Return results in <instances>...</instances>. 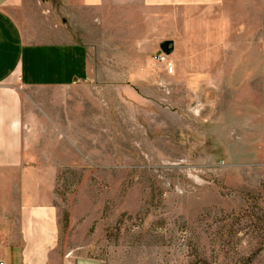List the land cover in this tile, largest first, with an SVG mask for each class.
<instances>
[{
	"label": "rangeland",
	"instance_id": "374dc122",
	"mask_svg": "<svg viewBox=\"0 0 264 264\" xmlns=\"http://www.w3.org/2000/svg\"><path fill=\"white\" fill-rule=\"evenodd\" d=\"M49 3L61 0L15 12L32 41H56ZM228 3L223 35L136 23L134 8L59 19L64 42L87 49L88 71L71 88L31 93L46 97L56 166L39 185L0 169L1 261L264 264V7ZM164 37L176 44L173 76L156 60ZM38 194L58 215L49 247L23 231L26 197ZM16 250L27 259H5Z\"/></svg>",
	"mask_w": 264,
	"mask_h": 264
},
{
	"label": "crops",
	"instance_id": "0c3cea01",
	"mask_svg": "<svg viewBox=\"0 0 264 264\" xmlns=\"http://www.w3.org/2000/svg\"><path fill=\"white\" fill-rule=\"evenodd\" d=\"M229 1L61 0L57 8L50 3L48 8L45 7L48 11L45 13L51 14L56 41L41 42L32 41L26 36L15 13L23 7L24 0H0V169L20 170L26 176L27 183L39 185L46 183L45 169L56 166L48 163L47 157L46 97L41 99L31 93L71 88L78 83L80 75L88 71L89 66L87 49L83 44L75 40L72 42L73 38H70V42H64L63 37L69 33L66 32L67 27L58 24L59 19L63 24H78L81 23L82 13L100 16L110 7L134 8L136 23H143L144 18L146 23L152 25L177 22L187 32L194 30L223 35L225 21L220 11L232 5ZM255 2L253 7H264V0ZM175 11L180 13L178 21H174ZM163 40L170 39L158 38V47ZM261 100V118L264 122V64ZM40 199V194L27 195L29 202L24 204V208L28 210L23 215L27 216L29 226L23 231L30 233L32 246L38 245L39 240L44 247H49L55 243L58 215L54 207L41 204ZM5 259H27V256L16 250Z\"/></svg>",
	"mask_w": 264,
	"mask_h": 264
},
{
	"label": "water",
	"instance_id": "95a60500",
	"mask_svg": "<svg viewBox=\"0 0 264 264\" xmlns=\"http://www.w3.org/2000/svg\"><path fill=\"white\" fill-rule=\"evenodd\" d=\"M159 49L162 54L167 57H170L174 54L175 51V44L174 41H163L159 45ZM77 264H100V262L95 260H88V259H79Z\"/></svg>",
	"mask_w": 264,
	"mask_h": 264
},
{
	"label": "built area",
	"instance_id": "2783aa9c",
	"mask_svg": "<svg viewBox=\"0 0 264 264\" xmlns=\"http://www.w3.org/2000/svg\"><path fill=\"white\" fill-rule=\"evenodd\" d=\"M156 60L158 63L163 65L164 73L167 76H173L175 73V67L170 62L169 57L165 56L164 54L160 53L157 55ZM0 264H5L3 261L0 260Z\"/></svg>",
	"mask_w": 264,
	"mask_h": 264
}]
</instances>
